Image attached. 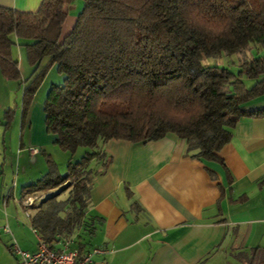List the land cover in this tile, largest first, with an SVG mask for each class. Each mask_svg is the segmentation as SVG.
<instances>
[{
    "label": "trees",
    "instance_id": "obj_1",
    "mask_svg": "<svg viewBox=\"0 0 264 264\" xmlns=\"http://www.w3.org/2000/svg\"><path fill=\"white\" fill-rule=\"evenodd\" d=\"M72 1L43 0L36 13L0 6V69L9 82H21L14 52L25 48L32 73L23 98L24 123L48 68L56 65L65 77L44 102L47 132L65 152L92 151L70 161L66 175L45 154L50 171L22 195L62 188L29 207L31 224L50 248L72 239L83 255L101 224L88 210L102 173L90 165L109 164L102 145L173 135L185 141L192 158L219 161L236 125L264 116V110L247 109L264 95V0H84L64 37ZM223 55L241 56L237 72L202 64L205 57ZM14 117V110L6 111V130ZM66 193L68 198L60 199ZM234 259L229 264H264V247Z\"/></svg>",
    "mask_w": 264,
    "mask_h": 264
},
{
    "label": "crops",
    "instance_id": "obj_2",
    "mask_svg": "<svg viewBox=\"0 0 264 264\" xmlns=\"http://www.w3.org/2000/svg\"><path fill=\"white\" fill-rule=\"evenodd\" d=\"M42 2L0 0V6L36 13ZM82 3L84 0H73L68 5L64 37L73 30ZM14 58L25 79L32 73L26 52L16 48ZM55 68H48L34 92L25 123L22 113L27 85L18 82L23 95L14 93L13 83L0 69V158L2 151L9 159L16 151L25 161L27 153L36 166V156H52L50 148L56 147V138L47 132L44 101H39L38 95ZM57 82H62L61 76ZM10 109L15 117L6 130L5 113ZM247 109L263 111L264 95ZM32 148L38 153L33 154ZM8 149L10 156H6ZM100 152L106 154L109 164L103 167L92 161L93 169L102 173L92 186L88 214L99 218L101 224L89 250L101 248L104 253L95 255L92 264H217L216 257L232 251L237 254L264 247V116L242 119L231 142L219 153V161L192 158L185 141L173 135L138 144L111 140ZM23 188L15 209H29L24 205ZM57 193L37 195L44 200ZM9 202L3 201V206L8 207ZM28 214L27 224L19 223L17 210L0 224V233L12 241L7 250L0 248V264H19L14 245L37 251L39 241Z\"/></svg>",
    "mask_w": 264,
    "mask_h": 264
},
{
    "label": "rangeland",
    "instance_id": "obj_3",
    "mask_svg": "<svg viewBox=\"0 0 264 264\" xmlns=\"http://www.w3.org/2000/svg\"><path fill=\"white\" fill-rule=\"evenodd\" d=\"M82 4L84 7V3ZM83 7H81V10L83 9ZM17 48H22V47H17ZM22 50L23 52H26L25 48H22ZM240 57H241L240 55H232V56L223 55L222 57H217V58L205 57L202 60V64L203 66H218L221 68H228L232 72H237L239 68V63H240ZM30 75L31 73L28 74V76L24 79V76L21 73V79H22L21 81H23V83L25 82L24 85L25 86L27 85V87L30 85L29 83ZM60 76L63 82L65 78L64 75L60 74L55 68L52 71L50 78L48 79V81L45 83V85L39 92V95H38L39 101L43 100L45 102L50 92L52 83H55V84L58 83L57 79L60 78ZM12 83H13L14 93L17 92L23 95V90L19 87L18 82H12ZM253 83H254V80L248 81V86L252 85ZM1 147L4 149L3 144H1ZM90 151H92V149L81 147L78 149L76 153L72 154L70 152L63 151L58 145H56L54 149L50 148V153L52 154L51 157L56 162L58 173L60 175H66V173L68 172V165L70 161L78 162L82 159V157L87 152H90ZM26 155H27V158L25 161H23L19 159L20 157L16 151L12 154L11 159H9V157L5 158L3 151L1 152V158H0V224H3L2 221H4V219L6 220L8 216L13 215L14 212L16 213V210H17V215H18L17 218H20L19 223L21 225H23L22 223H26V221H28L26 217V212H29V214H31V211L29 209L22 208L21 206H16V209H15L14 203L16 201L21 200V191L25 185H30V184L35 183L36 181H38L41 177H43L46 173L50 171L47 158L44 154L35 157V159L39 160L36 166L33 164L32 160L28 157L27 153ZM6 156H10L9 149H8ZM90 168L92 169L95 168L93 163H91ZM61 189L62 188L58 189L57 192H59ZM64 198L67 199L68 194H64L62 196V199ZM7 200H10L9 206L4 207L3 201H7ZM3 234L4 233H0V248L7 250L6 247L10 246L12 244V241L8 240L7 237H5ZM234 253L235 251L234 252L232 251L229 254L224 255L223 258L216 257L214 260H218L216 261L217 264H229L231 263V261H235Z\"/></svg>",
    "mask_w": 264,
    "mask_h": 264
},
{
    "label": "built area",
    "instance_id": "obj_4",
    "mask_svg": "<svg viewBox=\"0 0 264 264\" xmlns=\"http://www.w3.org/2000/svg\"><path fill=\"white\" fill-rule=\"evenodd\" d=\"M31 151L33 154L38 153V150L34 148H32ZM43 198L44 197L38 196L37 194L29 196L24 201V205L29 208ZM28 217H30L29 214ZM35 233L39 241L37 251H24L17 245L13 246V253L18 259L19 264H92L95 255L104 253L101 248H94L82 255L80 254L79 249L75 247L72 239L64 240L55 249L50 248L43 242L41 236L36 230Z\"/></svg>",
    "mask_w": 264,
    "mask_h": 264
},
{
    "label": "clouds",
    "instance_id": "obj_5",
    "mask_svg": "<svg viewBox=\"0 0 264 264\" xmlns=\"http://www.w3.org/2000/svg\"><path fill=\"white\" fill-rule=\"evenodd\" d=\"M224 23V31L228 30L229 22L225 21Z\"/></svg>",
    "mask_w": 264,
    "mask_h": 264
}]
</instances>
